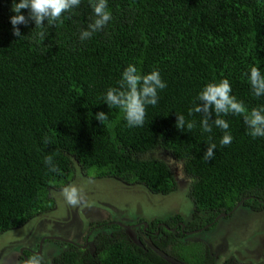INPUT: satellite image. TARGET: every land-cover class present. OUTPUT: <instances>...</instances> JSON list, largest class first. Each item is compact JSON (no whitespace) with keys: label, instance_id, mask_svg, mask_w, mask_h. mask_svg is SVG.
<instances>
[{"label":"trees","instance_id":"16d2710c","mask_svg":"<svg viewBox=\"0 0 264 264\" xmlns=\"http://www.w3.org/2000/svg\"><path fill=\"white\" fill-rule=\"evenodd\" d=\"M107 2L112 20L90 39L80 40L92 18L89 0H81L62 23L45 26L41 41L34 21L18 25L22 37L14 36L13 0H0V236L50 211V191L71 181L75 163L87 176L140 185L155 195L176 192L175 176L159 156L165 152L189 177L190 220L175 214L148 221L146 232L164 238L149 234L155 241L148 245L124 236L103 241L93 264H172L164 257L206 264L204 246L184 237L213 229L215 218L227 217L238 203L264 208V137L253 138L243 117L229 114L222 118L233 139L222 146L223 130L203 132L201 115L188 112L204 85L221 79L249 111L264 106L247 76L253 66L264 75V0ZM129 64L141 74L158 70L167 85L158 90V103L146 106L142 127H128L124 113L103 99ZM101 111L109 115L104 124L95 119ZM176 114L195 128L178 130ZM210 143L214 157L205 161ZM49 155L59 172L44 163ZM59 243L64 249L51 264H89L83 248ZM22 254L23 261L34 253Z\"/></svg>","mask_w":264,"mask_h":264},{"label":"rangeland","instance_id":"374dc122","mask_svg":"<svg viewBox=\"0 0 264 264\" xmlns=\"http://www.w3.org/2000/svg\"><path fill=\"white\" fill-rule=\"evenodd\" d=\"M159 156L168 164L177 182V191L167 196L151 194L140 185L87 176L75 163L67 185L76 184L83 190L81 203L76 207L68 206L58 199L62 188L52 189L50 211L39 213L22 227L0 236V264H21L24 248L43 255L47 264H51L64 249L57 239L82 247L83 260L93 264L98 245L111 238L124 236L141 246L154 242L138 230L140 222L175 214L189 221L193 211L187 196L189 177L171 155L160 152ZM115 223L120 226L119 230L111 228ZM54 237L57 238L53 240ZM47 239L49 242H45ZM184 239L204 246L206 264H264V208L251 210L239 203L227 217L220 218L213 229L205 227ZM39 247L40 253H37Z\"/></svg>","mask_w":264,"mask_h":264},{"label":"clouds","instance_id":"9594fccd","mask_svg":"<svg viewBox=\"0 0 264 264\" xmlns=\"http://www.w3.org/2000/svg\"><path fill=\"white\" fill-rule=\"evenodd\" d=\"M80 4L81 0H19V2L13 0L11 11L15 15L10 17L13 35L20 39L22 34L17 26L27 25L29 21H34L35 28L41 29L36 33V37L44 41L47 36L43 30L45 26L52 27L62 23L63 14L71 12ZM89 6L92 9V18L87 28L80 32L81 41L90 39L94 33L102 30L112 20L107 0H89ZM24 9L29 11L27 17L21 14ZM247 76L253 94L256 97L264 96V75L260 69L255 66L251 67ZM166 86L158 70L141 74L134 64H129L117 81V86L109 87L103 99L110 109L119 108L124 113L128 127H142L145 123L146 106H155L159 100L158 90H163ZM231 92V85L227 79L205 84L197 94L188 115L191 116L193 113L201 115L200 125L205 133H211L213 126L223 130L220 140L222 146L231 144L233 139L228 131L229 123L222 118L229 114L242 116L248 127V134L253 138L264 137V106L252 108L249 111L242 102L231 95ZM213 113L215 119H211ZM108 118L109 115L103 111L95 115V119L102 124ZM195 126V122L186 120L183 114H176L175 127L178 130L189 132ZM44 143L48 144L51 141L45 138ZM213 149H216V144H208L207 151L203 156L205 161L213 159ZM44 163L48 166L49 171H60L54 164L52 156H45ZM83 195V190L76 184H69L60 190L58 199L68 206L76 207L81 203ZM21 264H47V262L43 255L33 254L23 260Z\"/></svg>","mask_w":264,"mask_h":264},{"label":"flooded vegetation","instance_id":"af4514ba","mask_svg":"<svg viewBox=\"0 0 264 264\" xmlns=\"http://www.w3.org/2000/svg\"><path fill=\"white\" fill-rule=\"evenodd\" d=\"M44 213V212H43ZM230 214V213H229ZM229 214H227V216L229 215ZM116 224V223H115ZM140 225H139V227H138V230H141L140 232L141 233H143V234H145L149 239L151 238V236H153L154 238H156V235L158 234V235H160V232L158 231H156L155 233H148V232H146V227H147V223H142V222H140L139 223ZM178 224H181V226L182 227H184L183 226V224L180 222V223H178ZM177 224V225H178ZM142 225V226H141ZM165 226L164 225V223L163 224H159L158 225V228L160 227V226ZM119 226V225H118ZM120 227V226H119ZM167 230H170L169 228H166ZM173 230V229H172ZM199 230H194V231H192L191 233H188V234H192V233H196V232H198ZM201 231V230H200ZM185 233V232H184ZM151 236H150V235ZM161 234H162V232H161ZM187 234V233H186ZM187 234V235H188ZM159 237V236H158ZM55 238H57V237H54V238H52L53 240H55ZM160 238H163V237H159L158 239H160ZM44 239H46L45 237L44 238H42L41 239V243L44 241ZM153 239V238H152ZM58 240V242H63V243H65L64 241H60V239H57ZM45 242H49V240L47 239ZM71 244V243H70ZM73 245V244H72ZM78 247V246H77ZM82 248V247H81ZM40 249H41V247H39V250H38V252L37 253H40ZM29 250V251H28ZM24 251H28V252H30V253H34L35 254V252H33L32 250H30V249H28V248H24ZM23 251V252H24Z\"/></svg>","mask_w":264,"mask_h":264},{"label":"water","instance_id":"95a60500","mask_svg":"<svg viewBox=\"0 0 264 264\" xmlns=\"http://www.w3.org/2000/svg\"><path fill=\"white\" fill-rule=\"evenodd\" d=\"M239 204V203H238ZM232 212V211H231ZM226 215L225 214H220L219 216H217L215 218L214 221H218L220 218H224ZM168 262L172 263V264H178L177 262H175L174 260H172L171 258L168 257H164Z\"/></svg>","mask_w":264,"mask_h":264}]
</instances>
